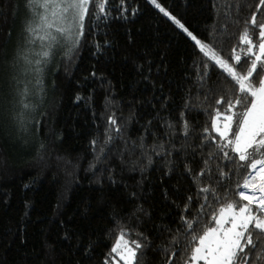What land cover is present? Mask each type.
<instances>
[{
	"label": "trees",
	"instance_id": "1",
	"mask_svg": "<svg viewBox=\"0 0 264 264\" xmlns=\"http://www.w3.org/2000/svg\"><path fill=\"white\" fill-rule=\"evenodd\" d=\"M157 1L238 71L243 30L259 43L246 23L259 0ZM100 2L21 110L29 12L0 0V264H111L122 231L141 245L135 264L189 263L186 222L200 235L239 200L245 170L212 127L240 95L234 81L149 0ZM247 254L264 264V237Z\"/></svg>",
	"mask_w": 264,
	"mask_h": 264
},
{
	"label": "snow or ice",
	"instance_id": "2",
	"mask_svg": "<svg viewBox=\"0 0 264 264\" xmlns=\"http://www.w3.org/2000/svg\"><path fill=\"white\" fill-rule=\"evenodd\" d=\"M151 2L187 33L201 52L206 56L211 54L216 64L234 81L240 94L234 100L227 101L223 113L219 108L215 110L212 124L219 136L226 141L225 146H232V151L237 154V159L242 162L241 166L245 170L242 182L237 185L236 195L239 200L220 207L218 214L211 217L215 226L205 227L200 235L193 234V224L196 222H186L191 235L188 245H193L189 259L196 264L199 261L204 264H247L248 250L257 248L259 238L264 237V22H258L257 19L260 7L264 6V0H259L257 12L246 22L256 29L259 43L254 42L248 27L239 38L242 44L248 46L244 51L243 60L240 55L233 57L240 67L239 71L227 60L220 58L211 45L198 39L157 0ZM25 3L31 4L35 9L34 13L30 10L34 20L26 31L31 37L29 43L41 42L42 51L36 53L37 57H49L50 51L43 49H51L61 42L78 46L90 0H25ZM105 3L106 0L99 3L100 11L105 10ZM235 51L236 49H233V52ZM24 59L28 61L27 57ZM42 62L40 59L34 61L36 65ZM35 71L38 73L39 67ZM36 83L39 84V80ZM27 91L25 86L22 96L26 97ZM223 102L217 101L218 104ZM21 104L24 108L28 107L23 99ZM237 106L242 110L233 111ZM221 115L224 117L222 128L218 124ZM112 123L115 124V120ZM224 155L228 156V153L224 152ZM201 191L208 192L209 189L204 188ZM242 201L247 203H241ZM253 205L256 206L255 211ZM126 235L123 231L120 233L111 252L117 253L126 264H135L141 245L133 242V245L129 246L124 239ZM122 241L127 255L123 250L118 252L122 249ZM185 264H188V261Z\"/></svg>",
	"mask_w": 264,
	"mask_h": 264
},
{
	"label": "rangeland",
	"instance_id": "3",
	"mask_svg": "<svg viewBox=\"0 0 264 264\" xmlns=\"http://www.w3.org/2000/svg\"><path fill=\"white\" fill-rule=\"evenodd\" d=\"M150 2H151V0H149ZM158 2V1H157ZM152 3V2H151ZM159 3V2H158ZM160 4V3H159ZM161 5V4H160ZM162 6V5H161ZM163 7V6H162ZM163 8H165V7H163ZM166 9V8H165ZM27 10H28V12H29V19H28V21H27V27H29L30 26V24L33 22V20H34V17L33 16H31V14H30V10H31V12L32 13H34L35 12V9L33 8V6L31 5V4H28L27 5ZM167 10V9H166ZM168 11V10H167ZM169 12V11H168ZM163 13V12H162ZM170 13V12H169ZM27 27H26V29H27ZM31 39V37L29 36V33L25 30V35H24V42H23V45H22V47L21 48H19V53H20V59H21V57H22V64H21V62H20V68H19V70H18V72H19V74H20V76L21 77H18L19 78V81H18V84H19V86H17L18 87V89H16V91L18 92V94L22 97V98H24V103H26V101H27V97H24V96H22V91H23V89L25 88V86L27 87V95H30V93H31V91H32V93L35 91V88L34 87H36L37 85L35 84L34 86L32 85V82H33V84L34 83H36L35 81L39 78V77H41L42 78V72H43V68H44V65H45V61H47V58L48 57H37L36 56V53H38V52H41L42 51V46H41V42L40 41H36V43L35 44H31V43H29V40ZM199 39V38H198ZM66 44H69L70 42H65ZM54 47H56V45H54L51 49H43V50H48V51H50V53L52 54V52H53V48ZM209 56L211 57V54H209ZM24 57H27L28 58V61H31V62H28V61H26L25 59H24ZM219 57L220 58H222V59H224L223 57H221L220 55H219ZM37 59H40V60H42L43 62L42 63H40L39 65H36L35 63H34V61H36ZM224 60H226V59H224ZM215 61V60H214ZM229 62V61H228ZM230 63V62H229ZM231 64V63H230ZM37 67H39V69H40V71L37 73L36 71H35V69L37 68ZM234 67V66H233ZM33 86V87H32ZM20 109L22 110V105H21V103H20ZM229 114H231V113H229ZM223 123H224V117H223V115H221V117H220V120L218 121V124H219V126L222 128L223 127ZM231 136V134H229V138H231L230 137ZM230 147H232V146H230ZM229 225H225V227H228ZM125 239V238H124ZM126 240V239H125ZM127 242H128V240H126ZM121 244H122V249H120V250H118V252L119 251H124L125 252V255H127V252H126V250L125 249H123V241L121 242ZM128 245L129 246H132V244H130L129 242H128ZM111 264H126V261H124V260H121L120 259V257H119V255L116 253V256L114 257V260H113V262L111 263ZM188 264H196V262H192V261H190ZM198 264H204V262L203 261H199L198 262Z\"/></svg>",
	"mask_w": 264,
	"mask_h": 264
},
{
	"label": "crops",
	"instance_id": "4",
	"mask_svg": "<svg viewBox=\"0 0 264 264\" xmlns=\"http://www.w3.org/2000/svg\"><path fill=\"white\" fill-rule=\"evenodd\" d=\"M252 208H253V211H255V208H256L255 205H253Z\"/></svg>",
	"mask_w": 264,
	"mask_h": 264
}]
</instances>
